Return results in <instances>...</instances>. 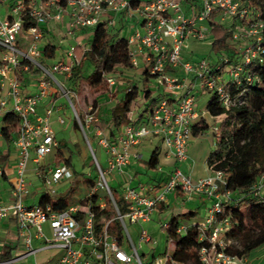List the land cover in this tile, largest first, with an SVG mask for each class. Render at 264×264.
<instances>
[{
    "label": "built area",
    "instance_id": "built-area-1",
    "mask_svg": "<svg viewBox=\"0 0 264 264\" xmlns=\"http://www.w3.org/2000/svg\"><path fill=\"white\" fill-rule=\"evenodd\" d=\"M5 4L10 14L2 17L0 12V138H3V117L7 113H12L17 123L7 131L16 160L8 199L0 198V219L12 216L16 220L17 237L22 244L19 259L29 255L35 258L44 250L58 249L62 253L51 264H144L141 256L145 254L140 255L138 249L142 244L153 242L154 238L141 227L136 247L125 219L136 226L150 221L156 207L163 204L170 194L180 191L185 197L203 195L209 202L203 218L196 225L182 222L176 228V233L182 235L195 226L198 240L206 242L198 251L199 264H250L248 257L226 250L233 242L226 236L228 219L219 218L224 211L223 202L229 198V192L222 190L225 186L222 172L208 167L210 172L206 176L193 179L174 167L166 182L156 188L146 190L142 186L124 184L119 195L126 204L125 212H120L117 207L107 174H123L130 162V149L150 136L159 137L167 155L176 162L187 159L186 150L193 135V125L201 118L195 107V91L215 93L221 105L226 109L229 107L228 83H239L242 73L250 80L251 75L244 67L264 52L261 48L264 20L259 13L252 14L241 0H198L196 5H190L186 10L181 0H151L136 7H132L128 0H68L66 6L61 5L60 0H0V9ZM107 12H124L127 17L138 13L141 17L137 28L127 37L129 63L133 69L146 65V71L161 97L146 111V116H136L129 110L127 123L112 139L97 126L98 117L93 106L78 113L72 101V97L77 100L76 93L56 78H71L78 67L73 49L47 65L42 51L37 48L42 35L41 26L49 21H60L66 15L65 32L72 36L77 29L94 27ZM25 20L33 23L26 29L23 28ZM107 20L109 26L114 25L111 17ZM226 21H229L233 42L245 40L237 48L240 57L237 63L231 62L223 52L215 54L212 64L206 59L195 63L183 60L182 51L188 39L205 41L213 22L223 26ZM22 31L29 37L25 49L18 45ZM29 67L37 70L39 76L35 81V93L24 94L19 72ZM178 73L184 76L179 77ZM104 80L111 93L121 84L114 75H105ZM52 93L67 100L96 171V179L86 195L78 202L68 203L62 210H54L49 204L28 205L23 200L30 185L25 176L31 153H34L31 158L35 165L33 175L48 194L56 193L54 186L60 180L72 178L65 163L53 166L40 164V159L57 147L50 118L58 108L53 101L44 105ZM206 114L216 119L211 128L215 146L224 116ZM56 120L59 124L64 123L60 116ZM90 139H94L107 154L105 168L98 161ZM4 174L0 165V177ZM262 185L264 173L252 186L254 194L259 193ZM107 202L121 225L120 240L107 232L109 221L104 217ZM161 228L164 232L167 221L162 222ZM35 240L41 241L39 247L33 246ZM169 243L172 250L173 244ZM152 258L149 264H181L167 251ZM33 264L39 263L35 260Z\"/></svg>",
    "mask_w": 264,
    "mask_h": 264
},
{
    "label": "trees",
    "instance_id": "trees-1",
    "mask_svg": "<svg viewBox=\"0 0 264 264\" xmlns=\"http://www.w3.org/2000/svg\"><path fill=\"white\" fill-rule=\"evenodd\" d=\"M26 2L28 0H25ZM68 0H60V4L66 6ZM132 7L138 5L141 0H128ZM149 2V0H147ZM198 0H181L183 5H196ZM244 6L249 7L251 13L258 12L264 20V0H241ZM32 21L25 20L23 28L32 25ZM88 41L86 47L73 46V52L79 65L75 68L70 80V90L78 93L81 86L108 95L109 100L115 99L118 93L122 96L114 103L110 113L98 118L97 126L104 132L108 131L109 137L114 136V131H120L127 123L126 113L131 110L132 104L142 95L144 107L142 112L150 109L153 103L161 97L152 95L147 89H140L135 81L126 80L121 91L111 93L105 83V75H114L117 78L124 70L132 69L129 63V46L127 38L115 32L114 25L109 26L107 19H102L94 27L86 29ZM210 48L214 53H225L231 62L237 63L239 56L228 27H223L213 22L211 28ZM261 48L264 50V29L261 31ZM57 47L52 43H46L42 48L44 60H53ZM85 64L90 66L88 73H83ZM251 75L250 80L244 73L240 75L239 83H228L230 105L224 108L217 95L208 93L206 111L211 116L223 115L220 123V137L215 143L214 149L208 155L206 163L212 171L222 172L225 186L223 191L229 192V198L223 202L224 211L219 218L228 219L226 236L233 242L227 247V251L250 259L251 253L257 248L264 246V195L254 194L253 184L264 173V52H260L256 59L244 67ZM145 78L150 77L145 71ZM38 71L29 67L26 71L19 72V80L24 83L29 77H38ZM151 78V77H150ZM142 92V93H140ZM105 102H103L104 104ZM101 104V103H100ZM95 106V105H94ZM105 107V106H104ZM139 115V114H138ZM5 126L2 128V136L8 142L10 137L7 131L17 123L12 113L3 117ZM73 128L77 125L73 121ZM194 128V126H193ZM202 130H205L203 125ZM55 165L65 163L70 167V157H65L60 143L55 148ZM158 148L154 149L147 161V168L155 170L158 165ZM91 166L94 168L91 160ZM78 181V173L74 172L70 179L68 189L50 195L43 193L39 204H49L54 210H62L66 207L68 199L76 191L75 184ZM92 184L90 180H82ZM117 207L120 212L126 211V204L116 189H112ZM104 217L109 221L107 232L120 240L122 228L115 218V212L110 203L104 211ZM182 222L196 225L199 221L192 220L188 214L174 215L167 221L164 230L166 242L173 244L171 253L173 258L181 264H199L198 251L206 242L198 240L197 229L191 226L185 234H177L176 228ZM252 264V263H251ZM264 264V259L260 262Z\"/></svg>",
    "mask_w": 264,
    "mask_h": 264
},
{
    "label": "crops",
    "instance_id": "crops-1",
    "mask_svg": "<svg viewBox=\"0 0 264 264\" xmlns=\"http://www.w3.org/2000/svg\"><path fill=\"white\" fill-rule=\"evenodd\" d=\"M145 2H147V0H141L138 3V5L144 4ZM138 5H135L134 7H136ZM189 6L190 5H183V9L186 10V9H188ZM0 12H1L2 17H8L10 14L9 10H8V5L7 4L3 5L0 9ZM108 17H111L114 21L115 32H118L119 35H122L126 38L137 28L139 21H141V17L139 16L138 13H133L131 16L127 17L124 12H120L117 14H114L112 12H107L104 15V19H107ZM67 20H68L67 16L64 15L62 20H60V21H49L47 25L41 26L42 35H41V38L37 42V48L40 51L42 50L43 46L46 44L45 43L46 41L43 39H45L46 36H48V37L54 36V33L58 32V31H61L63 33V35L66 37V39L74 40L75 38H78L79 42H76L73 46L78 45L80 47H84V48L86 47V44L88 41L87 30L86 29L85 30L77 29L76 31H74L72 36H67L66 32H65ZM128 21L131 22V26L127 25ZM228 25H229V21H226L225 24L223 25V27H228ZM210 36H211V32H210L209 37L205 40V41L209 40V46L211 43ZM46 40H47V38H46ZM84 40H85V42L83 43L82 41H84ZM188 40L193 41V42H197V44H203L205 42V41H197V40L192 39V38H190ZM28 42H29V37L27 38V42H23V41L21 42V40H20L18 42V45L21 49H25ZM48 43H50V42H48ZM54 46H56V45H54ZM187 46L188 45L186 42V46L182 51L183 60L187 61V62L195 63L196 61L191 60V58L187 55V52H186ZM71 49H73V47H71ZM67 50H69V49H67ZM67 50L63 51L62 53L60 52L59 53V54H61L60 56L64 57V54ZM57 51L58 50L56 49L55 58L53 60H45L47 65L52 64L53 61L58 59L57 58ZM215 54L216 53L213 52L212 55H215ZM213 58L214 57H210L211 62H213ZM131 71H134V73L137 74V77L135 80V82L137 84H138V82H140L143 79L145 86L138 84L140 89L144 88V89L149 90L152 95H159L157 92V87L154 84V81L152 80V78L147 77L148 80H146V78H145V74H144L146 71V65L145 64H141L140 67H138L136 69L132 68ZM123 74L129 75L130 73L122 72L120 74V77L117 79L121 84H119L116 87V91H121V89L124 88V83L126 80L134 81L133 79H123V77H122ZM177 75L179 77L184 76L183 74H180V73H178ZM188 77H191V75L189 74ZM36 78L37 77H29L24 83H22V91L24 94L35 93V91H36V85H35ZM140 93H142V92H140ZM121 96H122V94L118 93L117 97L115 99H110L109 102H107L109 100L108 95H102L100 97L103 100L101 102L102 109L105 108L104 109L105 110L104 115L105 114L107 115V113H110L109 108H112L114 103ZM139 98L142 99V106L139 109H137V112H135V111H133V107H134L135 103L138 102ZM57 99H58L57 94L53 93L50 95V97L46 101H44V105L53 101L55 103V106H56ZM195 99H196V105H195L196 111L200 115L201 118L197 122H195L193 125L194 126L193 135L188 142L187 150H186L187 159L185 161H182V162H176L172 157L167 155V151L164 148V146L162 145L161 139L159 137H152V136L147 137V138L143 139L138 145H136L130 149V152H131L130 162L125 167L124 173L121 174V176L125 179L124 184H130L131 186H135V187L136 186H142V187H145L146 190L148 188H151V187L156 188V187L162 185L163 183H165L166 180L168 179V176H169L170 172L172 171V169L174 167L179 168V165L182 166L183 170L180 168L179 169L183 173L189 174L193 179H198V178L204 177L210 172L209 168L207 166L206 160H207L208 155L214 149V137L209 136V137H207V139H204L201 137L205 136V135H203L205 133V131L210 130L212 128V126L216 123V119L211 118L206 114V112H207L206 111V103L208 100V93L206 91L196 89ZM103 102H105V103L103 104ZM155 103H153V105ZM101 104L97 103L95 106L92 105L94 112L98 118L101 115H103V111L98 112L100 107H101V106L99 107V105H101ZM103 106H105V107H103ZM108 106H110V107L108 108ZM143 107H144V99L142 98V95H140L135 100V102L132 104L131 110L135 113L136 116H141V115H145V112H142ZM56 108H58L57 111L62 110L58 106H56ZM39 110H42V109L40 108ZM146 111H148V108ZM99 114H100V116H99ZM203 125L206 127L205 130H202V128H201ZM118 132L119 131H114L115 134H114V136H111V137L107 136L108 131H106L104 133L107 137L112 139L116 136V134ZM211 133H212V130H211ZM210 146H212V148H210ZM156 148H158L159 156H158V165H157L155 171L160 172V174L155 175L154 177L148 176L147 180H145L146 178H143V176L139 172V168H138L136 163L145 154H147V161H148L150 153ZM15 160H16L15 149L12 146L11 139L8 140V142H7L4 138H0V165H1V167H3V169L5 171L4 176L0 177V198L3 200L8 199V195H9L10 188H11V181L13 179V174H14L13 167L15 164ZM199 161H201V164L203 162V168L201 170L198 168V165H197V163ZM199 165H200V163H199ZM146 168H147V163H146ZM148 170H151V169H148ZM34 187L37 188L38 190H40V193H42V194L47 193L46 190H43L44 188L41 187L39 183H35ZM262 188H264V185H262L261 189ZM55 189H56V193L61 192L58 190V188H55ZM261 189H260L259 193L261 195H264V193L261 192ZM42 194L40 195V197L42 196ZM40 197H39V199L37 198L38 199L37 203L32 202V204H31V203H29V201L26 202V200H24V202L28 205L39 204ZM31 200H33V199H31ZM68 203H70V202L67 201V204ZM173 203L177 204V206H176L177 209L173 208L171 210L168 218L166 220H164V222L168 221L171 216L183 215V214H188L190 216V218H192V220L201 221V219L203 218V216L206 212V209L209 205V202L207 201V199L203 195L192 194L189 197H185L180 191H175L166 198V200L163 204L157 206L153 213L161 214L166 209L171 207V205ZM150 222L151 221H148V222L142 223V224H149L150 225L151 224ZM139 228H141L140 225L138 226V229ZM150 229H151V227L148 226V228L146 230L151 234ZM0 233H1L0 234V264L10 263V262H14L17 260H21V259H19V257L22 254V244L18 240V237H17V223H16V220L14 219V217L9 216L8 218L0 219ZM34 244H37L38 245L37 247H39L41 245V241L35 240L33 242V245ZM55 250H58V249H55ZM44 251H47V250H44ZM44 251H42V252H44ZM58 251L59 252L54 255L52 260L48 261L46 264H51L57 257H59L61 255L62 251L61 250H58ZM39 253H41V252H39Z\"/></svg>",
    "mask_w": 264,
    "mask_h": 264
},
{
    "label": "rangeland",
    "instance_id": "rangeland-1",
    "mask_svg": "<svg viewBox=\"0 0 264 264\" xmlns=\"http://www.w3.org/2000/svg\"><path fill=\"white\" fill-rule=\"evenodd\" d=\"M151 1V0H150ZM149 1V2H150ZM148 1L145 3H149ZM48 24V23H47ZM228 24V23H227ZM226 24V25H227ZM128 26H131V22L128 21ZM27 34L22 31L20 35L18 36V42L21 40V42H27ZM47 38V40H46ZM45 43H52L53 45L57 46V58H63L59 54L67 49H71L73 45L76 42H79L78 38H75L74 40L66 39V37L63 35L61 31L55 32L54 36H46ZM245 40H241L239 42H235L234 46L236 48V51L238 46L241 44H244ZM83 43L85 42L82 41ZM44 43V42H43ZM187 55L191 58V60H200V59H206L208 60L209 64H212L210 61V57H214L213 51L211 50L209 46V40L205 41L203 44H197V42H193L188 40L187 41ZM238 55V54H237ZM59 56V57H58ZM49 65V64H48ZM90 66L88 64H85L82 68L83 73H88L90 71ZM132 69L124 70L125 73H130L128 76L126 74H123V79H133L136 80L137 74L134 73V71H131ZM75 71V70H74ZM125 76V77H124ZM130 76V77H129ZM56 78L67 88L70 87V78L62 77V76H56ZM139 85L145 86L143 79L138 82ZM52 92V91H51ZM101 92H98L94 89H90L85 85L81 86V90L76 93L77 100H75L72 97L73 104L75 106V109L78 113H82L86 107L90 105H96L97 103H101L103 100L101 97ZM53 94V93H52ZM56 101V106L60 107L62 110L57 111L54 110L50 121H51V127L54 132L55 140L60 143V148L63 150V154L65 157H70V171L72 173L76 172L78 173V181L75 184L76 191L71 197L69 198V202H77L81 200L86 193L90 190L93 184H87V182H83L82 180H90L92 182L96 179V171L91 166V156L89 155L88 148L86 146V143L81 135V133L78 130H75L73 128V115L68 107L67 100L63 97H59ZM101 106V107H100ZM142 106V99L139 98L138 102L135 103L133 107V111L137 112V109H139ZM100 109L98 112L102 109V104L99 105ZM104 107V106H103ZM110 106H108L109 108ZM111 110V108H109ZM147 112H145L146 116ZM60 116L63 120V124H59L57 122V117ZM205 136H202L201 138L207 139V137L212 136L213 133H211V129L205 131L203 134ZM91 144L93 146V150L95 152L96 157L98 158V161L100 162L102 168L106 167V159L107 154L104 152V150L96 144L94 139H90ZM212 145V144H211ZM212 148V146H210ZM212 150V149H211ZM55 149L44 156L42 159H40V164L45 166H53L54 163V155H55ZM34 157V153L30 154V159L27 163V172H26V181H30V185L28 186V193L24 195V199L29 201V203L32 204V202L37 203L40 195V190L34 187L35 183H40V180L33 175L34 167L35 165L32 163L31 158ZM147 163V154H145L138 162L136 163L139 172L143 176V178L147 177H154L155 175L160 174V172H156L155 170H148L146 168ZM200 163V165H199ZM198 168L201 170L203 168V162L201 164V161L197 163ZM179 168L183 170L182 166L179 165ZM107 179L113 187V189H116L119 193V191L122 188V185L125 183V179L121 175H117L116 173H108ZM70 180L69 179H62L60 180L59 184L54 186V188H58L59 191H64L69 188L70 186ZM45 190V189H43ZM261 192L264 193V188L261 189ZM38 198V199H37ZM33 199V200H31ZM177 204L173 203L171 207L166 209L161 214L153 213L151 216V224H142L140 225L142 228L147 229L148 226L151 227V234L154 238V241L149 244H142L141 247L138 249V253L145 254L144 256H141V260L144 264H149L152 262V257H158L162 256L164 252H171V244L169 242H166L163 229L161 228L162 222L166 220L171 212V210L177 209ZM125 224L127 227V230L129 231L132 241L136 247H138V232L140 228L138 229V225H133L129 223L128 219H125ZM1 234V233H0ZM34 247H37V244L33 245ZM59 251L55 249H50L41 253H38L35 258L33 256L29 255L21 260H17L10 263H3V264H33L36 260L40 264H46L48 261H51L55 254H57ZM35 259V260H34ZM264 259V246H261L254 250L250 255V264H260V262Z\"/></svg>",
    "mask_w": 264,
    "mask_h": 264
}]
</instances>
